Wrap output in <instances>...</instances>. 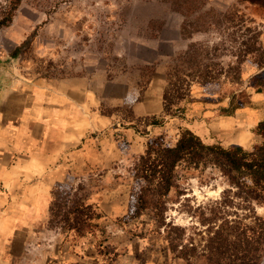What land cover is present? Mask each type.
Masks as SVG:
<instances>
[{
	"label": "rangeland",
	"instance_id": "obj_1",
	"mask_svg": "<svg viewBox=\"0 0 264 264\" xmlns=\"http://www.w3.org/2000/svg\"><path fill=\"white\" fill-rule=\"evenodd\" d=\"M206 3V9L218 12L239 7L260 27L264 48V9L240 0ZM184 21L164 0H24L12 25L0 31V96L10 101L6 112L11 119L34 106L38 84L77 89L78 100L89 97L84 109L65 115L82 137L71 149L56 148L53 140L48 143V130L43 123L41 130L34 126V112H29L31 120L26 118L23 133L26 155L35 157L39 146L43 150L35 157L41 160L42 180L27 184L39 183L49 193L40 201L35 193H27V208L36 204V212L27 221L30 225H10L9 260L0 264H204L210 228L216 230L226 219L251 221L249 206L239 195L243 189L232 187L212 166L201 172L179 167L178 189L165 200L166 223L183 230V246L189 251L195 246L196 256L180 258L169 250L165 228H158L152 209L140 217L131 211L135 167L149 140L163 136L167 146H174L181 130L190 128L207 143H215L219 127L212 128L211 119L224 116L223 110L231 107V93L240 90L224 79L220 86L206 89L194 85L192 100L182 105L184 113L166 117L162 126L150 125L153 118L165 116L168 66L190 44L182 38ZM219 38L213 32L195 35L194 40ZM234 61L225 59L227 64ZM258 72L251 58L243 66V89ZM68 80L73 81L66 88L62 83ZM59 184L73 185L74 200L99 214L94 233L79 237L61 227L49 228ZM9 200L17 204L12 195ZM254 206L264 217V206Z\"/></svg>",
	"mask_w": 264,
	"mask_h": 264
},
{
	"label": "trees",
	"instance_id": "obj_2",
	"mask_svg": "<svg viewBox=\"0 0 264 264\" xmlns=\"http://www.w3.org/2000/svg\"><path fill=\"white\" fill-rule=\"evenodd\" d=\"M24 0L0 1V31L12 25ZM183 15L182 38L190 41L187 49L173 58L166 75L167 86L163 94L164 118H153L150 125L162 126L166 117L184 113L183 103L192 100V88L200 85L206 89L220 86L223 79L240 88L230 95V108L224 116L253 105L252 94L264 96V48L260 27L239 7L226 12L206 9L207 0H164ZM264 9V0H240ZM219 35L218 42L195 41V35ZM233 63H225L226 58ZM255 58L259 72L244 88L243 66ZM259 59L258 61H256ZM252 89L253 92H249ZM261 138L252 149L240 145L224 146L207 143L190 128L181 130L174 146H167L163 136L149 140L144 155L134 171L133 205L131 211L140 217L152 209L159 229H164L169 250L180 258L195 255L198 249L189 251L184 244L183 230L166 223V202L178 189L177 170L185 166L187 171L201 172L216 167L240 197L245 199L251 214L246 220L226 219L210 236L202 257L204 264H264V217L257 215L254 204L264 206V117L254 129ZM68 184L55 188L49 211V228L61 227L68 233L85 237L94 233L101 217L91 205L73 198L75 190ZM172 229L177 230L175 233ZM181 231V232H179ZM181 248V249H180ZM192 252L193 254H190ZM197 255V254H196ZM195 255V256H196Z\"/></svg>",
	"mask_w": 264,
	"mask_h": 264
},
{
	"label": "crops",
	"instance_id": "obj_3",
	"mask_svg": "<svg viewBox=\"0 0 264 264\" xmlns=\"http://www.w3.org/2000/svg\"><path fill=\"white\" fill-rule=\"evenodd\" d=\"M72 81H65L62 85L67 88L66 85H72ZM45 85L35 86L36 90L32 96L34 106L28 110L25 109L23 114L17 118L12 117L11 119L10 113L6 112V109H10L8 106L10 101L4 100V95L0 96V98L3 97L0 99V260L3 263L9 260L10 227L30 225L27 221L33 218L34 212L32 211L36 212V204L32 205L30 210L27 208V193H35L39 201L42 198L47 199L49 193L48 190H43V186L39 183L37 185L27 184L30 179H40L39 182L42 180L38 177L41 160L35 157L37 155L40 157L43 150L42 146H39L41 150L35 153V157L26 155L27 144L23 133L26 129V118L31 120L29 112H34H32L34 126L41 127L43 123L44 130H48L46 136L48 143L53 140V144L56 142V148L65 145L71 149L77 145L80 138L82 139L78 134L77 126L71 119L65 118V115L76 113L77 108L84 109L89 102V97L87 96L84 101L78 100L77 89L65 91L66 89H58L51 84L50 88ZM62 85L61 87H64ZM252 96L253 105L251 107L238 110L233 116L211 119L210 126L213 128L216 124L219 127L220 138L215 139V143H221L224 146L240 145L245 149H252L256 143L261 141V138L254 133V129L264 117V96L255 93ZM48 186H51V182ZM11 195L16 205L10 203ZM13 196H16V199ZM35 198L34 200L38 199Z\"/></svg>",
	"mask_w": 264,
	"mask_h": 264
}]
</instances>
